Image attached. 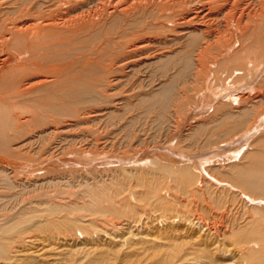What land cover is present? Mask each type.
Instances as JSON below:
<instances>
[{"label":"bare ground","instance_id":"obj_1","mask_svg":"<svg viewBox=\"0 0 264 264\" xmlns=\"http://www.w3.org/2000/svg\"><path fill=\"white\" fill-rule=\"evenodd\" d=\"M125 81L133 86L128 95L123 92ZM140 83H145V92ZM263 85L264 0H0V208L16 200L14 209L24 211L22 217L0 220V264H26L40 252L30 241L27 245L29 232L17 226L33 205L40 204L23 199L36 184L33 179L43 173L33 174L53 164L95 173L114 162L102 154L81 152L54 163L24 151L58 132L64 135L72 128L105 121L123 106L134 111L143 105L145 113L157 111L165 117L172 104H184L194 88L205 92L186 113L185 124L190 128L193 121L202 122L207 108L214 117L180 135L178 147L199 153L176 150L172 138L153 153L148 150L133 158L131 164L143 160L142 167L157 170L146 194H154L166 176L173 186L190 190L202 175L230 181L232 188L264 199V94L257 95L261 104L249 103L246 94ZM206 94L213 100L207 103ZM220 127L225 131L214 140L211 136L202 140ZM232 134L234 143L217 145ZM186 138L191 141L183 143ZM118 162L117 168L124 170L130 164ZM30 171L34 178L26 174ZM218 181L208 179L202 185L233 203L239 196L246 202L242 220L232 231L245 242L224 262L238 264L234 258L239 257L242 263L250 264L252 258V264H259L264 261V204L256 206L252 198ZM6 188L14 192L4 194ZM95 190L87 192L91 201L106 193ZM209 226L189 220L183 229L206 250L222 236ZM18 238L21 247L15 248ZM202 250L203 255L193 257L190 264H212Z\"/></svg>","mask_w":264,"mask_h":264},{"label":"rangeland","instance_id":"obj_2","mask_svg":"<svg viewBox=\"0 0 264 264\" xmlns=\"http://www.w3.org/2000/svg\"><path fill=\"white\" fill-rule=\"evenodd\" d=\"M144 81H149V79L146 78ZM131 83H125L123 87L124 94H130L129 91L133 88ZM144 84L140 83L143 92H145ZM211 87L214 88L213 85ZM199 89L201 88L191 90L189 93L190 98L184 104L173 103L172 108L166 113L165 117H160L157 111L145 113L143 105L134 111L123 106L119 107L118 111L114 112L113 116L108 117L105 121H95L87 126L72 128L69 131L70 133H65L64 135L58 132L56 135H50V140L47 137V142L44 144L34 143L31 146L32 148L24 151L25 155L31 154L32 156L30 157H36L37 159L42 157V160H52L54 163L70 154L81 152L102 154L109 161H114L112 165L106 166L108 169L95 173L80 171L79 168L75 171L62 166L63 169L60 164H53L55 166L47 167L49 169L47 171L35 174L31 171V173H26L32 177L33 175L41 176L43 173L41 178L35 179L33 177L35 179L33 181L36 184L34 186L30 184L32 185L31 188L24 193L25 196L23 195V199L36 200L40 204L33 205L32 210L28 212L30 216L28 215L27 218L21 220L18 223L19 225H17L19 230L29 232V234L26 232L25 237L28 238L24 240L27 245H29L30 241V245L40 251L33 254L32 257L34 258H31L32 264H190L194 262L192 261L193 257L198 259L203 255L199 253L203 247L199 248L198 239L195 240L189 237L188 231L183 229V225L189 220H195L207 226L210 225L209 227H213L216 233L217 231L221 232L222 236L218 241L219 243L216 242L213 246L211 245V248L203 249L205 251L204 257L208 258L212 264H225L224 261L231 258L230 253L233 250L234 253L237 252L239 247L244 244L245 238L240 241V237L237 238L239 235L233 233V227L241 222L242 214L245 213L244 205L246 202L242 199V196H239L240 198H237L239 201H236L235 205L226 197H219V195L213 193L212 189L207 190L203 186L210 179L212 181L219 180L218 182H222L228 188H232L233 184L230 181L224 180L223 182L219 178L211 179L209 176V178H205V176L197 175L198 180H200L198 181V186L202 181L199 188H205L201 191L196 183L194 187L190 185V190L188 187L187 189H181L179 185V187L177 185L173 186L171 184L172 179L166 176L164 180L160 179L161 183H158L159 187H156L155 195H147L146 193L151 191L148 190V186H150L149 183L152 181V173L156 174L157 170L150 166L142 167L143 160L131 164L133 158L135 159L148 150H151L150 154L153 153L152 150L163 146L172 138L174 139V148L176 150L182 151L187 155L190 154L185 149L178 147V142L181 139L180 135L182 137V134L191 132L197 127L195 125L211 123L212 117H214L213 112H210L211 109L207 108L206 113H209L202 122L195 124L196 122L193 121L191 124L194 125L190 128V123L185 124L187 121L185 119L186 113L194 107L195 100L200 97L199 94L202 96L205 92L198 91ZM258 93L264 94V85L261 88H255L253 93H246L248 96L245 94V96L250 97L248 102L263 103L261 99H257ZM205 96L207 103L213 100L210 95L206 94ZM207 103L205 104L209 106L210 104ZM224 128L220 127L213 131L212 134L202 136V140L210 136L214 140L220 132L225 131ZM179 131L181 132L179 133ZM175 133H179L178 136ZM246 133L247 131H245ZM245 134L242 133L241 135ZM232 136L234 134L226 140L228 142L222 141L217 145L234 143L230 142ZM235 137L237 138L238 135H235ZM190 141V139L186 138L183 143H189ZM118 161H122V163L123 161L129 162L130 164L124 170V168H117V164L121 163ZM99 167L97 166V168ZM70 170L72 171L70 172ZM193 175L196 178V175ZM155 180V186H158L157 179L154 178ZM98 182H100V185L97 184ZM192 182L194 181L192 180ZM94 187L97 193L100 194L99 191L102 189L108 194H98L100 197L97 199L92 198L91 201V197L89 198L90 200L88 199L87 192H90V189ZM168 188H170L171 192L173 190V192L171 193L168 190L167 192L166 189ZM232 189L237 190V193L240 191L238 194L244 195V197L252 198V201L258 203H256V206L259 203L264 204L263 198H254L240 188L235 187ZM185 190H189V192L184 193ZM13 192V189H3L4 194L11 195ZM141 194H146L147 196H140ZM15 201H9V204H12H7V206L9 205L8 207L4 206L6 208L1 206L0 216L2 218L0 217V220L18 214H21L20 217H22L24 211L19 208L14 209ZM10 209L13 211H10ZM224 230L225 232H223ZM214 235L216 236L217 234L214 233ZM18 239L15 240V242L17 241L15 248L21 247L19 243L22 240ZM193 240L197 242L192 243ZM238 244L241 245L239 246ZM234 253L232 252V254ZM44 254L47 256L43 257L45 256ZM207 254H209L208 257L206 256ZM258 256L261 257V254H258ZM31 261L29 260L28 262L30 263L26 262V264H31ZM234 261L238 264H246L242 263L239 257L234 258ZM250 261V264L254 262L252 258ZM257 262L264 264V261H262L263 263Z\"/></svg>","mask_w":264,"mask_h":264}]
</instances>
